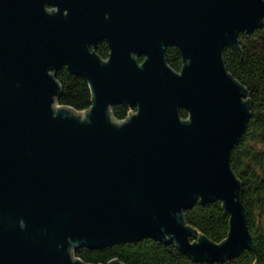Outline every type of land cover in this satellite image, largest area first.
Segmentation results:
<instances>
[{"label":"water","instance_id":"water-1","mask_svg":"<svg viewBox=\"0 0 264 264\" xmlns=\"http://www.w3.org/2000/svg\"><path fill=\"white\" fill-rule=\"evenodd\" d=\"M263 25L264 0H0V264H85L81 247L143 239L206 263L253 249L230 165L251 101L223 53ZM62 68L89 85L88 111L58 105ZM120 104L136 111L117 121ZM214 201L221 244L184 217Z\"/></svg>","mask_w":264,"mask_h":264},{"label":"trees","instance_id":"trees-1","mask_svg":"<svg viewBox=\"0 0 264 264\" xmlns=\"http://www.w3.org/2000/svg\"><path fill=\"white\" fill-rule=\"evenodd\" d=\"M238 39L239 47H226L223 57L227 71L248 91L251 117L243 138L231 151L230 165L243 185L242 202L254 248L244 250L233 259L206 263L183 255L175 243L143 239L102 249L81 247L74 253L76 258L85 264H109L115 259L122 264H264V25L250 34L240 33ZM96 53L102 60L108 59L110 50L106 41L98 44ZM166 57L170 67L180 72L183 59L179 49L169 47ZM56 80L62 89L58 105L78 113L92 107V92L83 78L62 68L57 71ZM135 111L120 104L111 109V114L115 120L123 121ZM180 115L182 119L189 116L185 110H181ZM184 217L189 226L216 244L228 237L230 216L221 201L196 202Z\"/></svg>","mask_w":264,"mask_h":264},{"label":"rangeland","instance_id":"rangeland-1","mask_svg":"<svg viewBox=\"0 0 264 264\" xmlns=\"http://www.w3.org/2000/svg\"><path fill=\"white\" fill-rule=\"evenodd\" d=\"M243 203V202H242ZM245 208V207H244ZM254 239V238H253Z\"/></svg>","mask_w":264,"mask_h":264},{"label":"flooded vegetation","instance_id":"flooded-vegetation-1","mask_svg":"<svg viewBox=\"0 0 264 264\" xmlns=\"http://www.w3.org/2000/svg\"><path fill=\"white\" fill-rule=\"evenodd\" d=\"M131 114V113H130Z\"/></svg>","mask_w":264,"mask_h":264}]
</instances>
